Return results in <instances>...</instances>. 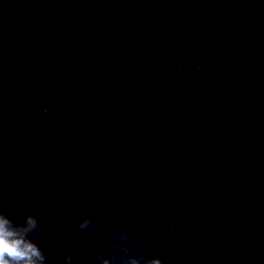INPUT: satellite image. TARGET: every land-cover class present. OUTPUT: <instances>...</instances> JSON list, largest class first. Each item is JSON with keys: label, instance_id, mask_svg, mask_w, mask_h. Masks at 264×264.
<instances>
[{"label": "clouds", "instance_id": "1", "mask_svg": "<svg viewBox=\"0 0 264 264\" xmlns=\"http://www.w3.org/2000/svg\"><path fill=\"white\" fill-rule=\"evenodd\" d=\"M92 223L91 216L82 217L77 228L86 230ZM42 231L38 218L28 214L17 220L10 217L5 211L0 210V264H49L47 255L40 247L37 233ZM132 232L127 228L128 243L130 244ZM122 232H117L119 235ZM123 238V237H121ZM145 264H162L158 257L148 258L141 255ZM73 260L71 254L64 259V264H69ZM132 264H138L133 261Z\"/></svg>", "mask_w": 264, "mask_h": 264}]
</instances>
